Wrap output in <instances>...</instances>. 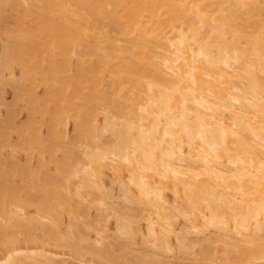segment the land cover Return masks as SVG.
Returning a JSON list of instances; mask_svg holds the SVG:
<instances>
[{"label": "bare ground", "instance_id": "bare-ground-1", "mask_svg": "<svg viewBox=\"0 0 264 264\" xmlns=\"http://www.w3.org/2000/svg\"><path fill=\"white\" fill-rule=\"evenodd\" d=\"M0 251L264 264V0H0Z\"/></svg>", "mask_w": 264, "mask_h": 264}, {"label": "rangeland", "instance_id": "rangeland-1", "mask_svg": "<svg viewBox=\"0 0 264 264\" xmlns=\"http://www.w3.org/2000/svg\"><path fill=\"white\" fill-rule=\"evenodd\" d=\"M9 91H10V90H8V92H9ZM8 94H9V95H8ZM8 94H7V96H9L8 98H10V97H11V96H10L11 93L9 92ZM3 251L5 252V250H2V252H3ZM67 251H68V250H67ZM67 251H65V252H67ZM4 252H3V253H4ZM0 253H1V251H0ZM3 253H1V254H3ZM68 253L70 254V251L67 252V254H68ZM1 254H0V257H2ZM67 254H66V256H67ZM69 254H68L69 259L67 260V263H66V264H77L76 262H77L78 259H77V260L74 259L75 257L72 258L73 255H74L75 253H72V254H70V255H69ZM3 255H4V254H3ZM71 255H72V257H70ZM66 256H65V257H66ZM68 256H67V257H68ZM76 256L79 257L78 255H76ZM89 256H90V255H88V258L90 259L92 256H91V257H89ZM86 257H87V255H86L85 257H83V258H86ZM79 258H81V257H79ZM88 258H86V259H88ZM170 258H171V257H170ZM171 259L174 260L173 257H172ZM74 260H75L76 262H75ZM94 260H95V259H94ZM185 260H186V259H185ZM88 261H90V260H88ZM92 261H93V259H91L90 262H92ZM73 262H74V263H73ZM94 262H97V260H95ZM185 262H186V261H185ZM191 262H192V261H191ZM191 262H189V263L192 264ZM78 263H80V262H78ZM87 263H88V262H87ZM87 263H86V264H87ZM92 263H93V262H92ZM97 263H98V262H97ZM97 263H95V264H97ZM189 263H188V264H189ZM81 264H84V263L81 262ZM90 264H91V263H90ZM93 264H94V263H93ZM181 264H183V263H181ZM184 264H186V263H184Z\"/></svg>", "mask_w": 264, "mask_h": 264}]
</instances>
